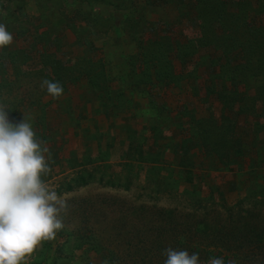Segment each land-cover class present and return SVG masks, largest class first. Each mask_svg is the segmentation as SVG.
I'll return each instance as SVG.
<instances>
[{"label": "rangeland", "instance_id": "1", "mask_svg": "<svg viewBox=\"0 0 264 264\" xmlns=\"http://www.w3.org/2000/svg\"><path fill=\"white\" fill-rule=\"evenodd\" d=\"M214 9L225 22H236L241 37L249 23L264 25V0H0V22L15 37L0 50V103L8 106L13 122L29 117L51 152L52 171L44 178L70 205L65 228L55 240L42 242L28 264H105L88 248L87 197L116 196L160 207L185 205V198L204 204H234L245 193L253 203L264 198L262 182L245 167L264 164V142L252 133L258 130L264 138V119L251 125L256 114L241 115L250 103L248 113L262 115L264 102L252 97L261 81L251 78L253 99L245 105L243 87L235 94L229 78L217 79L212 97L202 85L201 69L218 51L200 39L204 15ZM158 36L168 49L199 53L189 66L195 71L191 78L186 74L178 85L146 83L148 75L158 77L156 70L137 57L142 45ZM182 63L171 66L181 74ZM245 76L247 71L240 79ZM44 78L61 82L64 95L48 96L40 88ZM220 94L229 99L226 112ZM209 119L214 123L204 132L208 141L239 137L244 145L238 153L220 158L199 150L203 121ZM230 119L234 130L225 127ZM111 210L106 205L104 211Z\"/></svg>", "mask_w": 264, "mask_h": 264}, {"label": "trees", "instance_id": "2", "mask_svg": "<svg viewBox=\"0 0 264 264\" xmlns=\"http://www.w3.org/2000/svg\"><path fill=\"white\" fill-rule=\"evenodd\" d=\"M209 3L211 4V1ZM213 11L214 13L204 15L205 26L203 25V37H200L205 46L213 43L218 49L214 54L210 53V60H206L209 64L201 69L204 90L212 97L218 92L215 85L217 79L224 81L229 78L235 81V94L242 92L239 86L243 87L244 93L239 94L243 100L242 105L255 97L264 102V25L249 23V31L241 37L240 33L234 31L236 22H225L223 16L218 15V9ZM162 41L161 36L149 39L147 44L142 45L141 56L137 57L144 65L153 64L156 70L158 77L155 79L148 75L150 81L146 83L153 86L160 85V82L178 85L186 74L191 78L195 71L189 70V66L197 63L195 57L199 53L190 48L174 51L164 45L166 41ZM166 57L169 58L166 60ZM221 58H226V63L219 64ZM233 59L245 61L246 64L232 66ZM176 60L183 62L181 74L171 66ZM245 71L248 77L240 79ZM253 77L261 82L255 90L256 94L253 92L252 98L250 81ZM219 96V100L221 98L224 102L223 110L226 112L230 107L229 99H226L224 94ZM251 109V103L248 107H241V115L244 117L256 114V119L252 117L255 121L251 122V125L261 116L264 119V106L262 115L257 112L248 113ZM225 118H229L226 113ZM203 122L206 126L203 127L201 123L203 131L201 129L198 138L199 150L204 154L226 158L232 152L238 153L241 150L244 143L239 137H224L220 143L208 141L204 132L209 131L208 126H213L214 122L212 119ZM225 127L227 130L235 128L234 124L229 128ZM249 128L252 130L253 126ZM261 128L263 129V126ZM252 133L256 142H264V138L258 136V130ZM245 167L251 177L262 182L260 196L264 197V164L251 162ZM257 179L256 184L259 183ZM185 182L194 186L192 178L187 177ZM185 192L190 193L188 189ZM185 195L183 193L182 197ZM248 199L250 197L246 193L234 204L210 200L204 204L200 199L193 202L185 198V205L160 207L154 204H131L116 196L87 197V213H83V220H87L88 248L101 257L105 264H163L166 257L162 253L168 247L197 252L202 260L223 255L225 260L235 261V264H264V198L255 203ZM75 202L77 201L73 200V203ZM106 205L112 207L111 213L104 211Z\"/></svg>", "mask_w": 264, "mask_h": 264}, {"label": "clouds", "instance_id": "3", "mask_svg": "<svg viewBox=\"0 0 264 264\" xmlns=\"http://www.w3.org/2000/svg\"><path fill=\"white\" fill-rule=\"evenodd\" d=\"M15 41L0 22V50ZM41 90L59 99L63 84L44 78ZM8 106L0 103V264H28L44 241L55 240L65 228L69 203L44 177L52 169L51 152L37 136L27 115L13 122ZM163 264H235L223 255L202 260L199 253L168 247Z\"/></svg>", "mask_w": 264, "mask_h": 264}]
</instances>
